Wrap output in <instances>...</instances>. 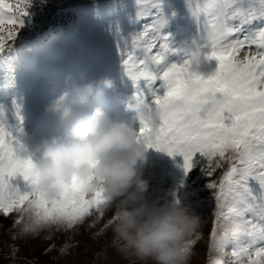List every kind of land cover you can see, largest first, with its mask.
<instances>
[{
  "label": "snow or ice",
  "instance_id": "6c2138e0",
  "mask_svg": "<svg viewBox=\"0 0 264 264\" xmlns=\"http://www.w3.org/2000/svg\"><path fill=\"white\" fill-rule=\"evenodd\" d=\"M137 3L142 29L118 41L117 47L134 94L162 110L156 142L148 147L182 156L185 175L192 170L196 154L206 160L202 172L215 203L206 253L213 250L216 235L223 233L227 264H264V26H259L264 10L253 7V0H221L217 11L208 13L200 0H186L197 24L191 48L203 61L193 65L184 58L186 48L162 32L167 19L160 0ZM29 6L30 0L15 4L0 0V52L24 27ZM216 27H223L227 38L210 44L205 33ZM173 56L179 62H173ZM209 95L224 97V103L212 107ZM146 129L151 130L145 125L141 135ZM26 152L20 134L0 122V217L17 213L12 226L20 227L21 236L53 229L71 232L87 224L89 229L101 225L93 237H103L114 219H105L110 205L104 194L73 192L47 202L35 191L31 162H18ZM217 171L219 178L212 179ZM175 202L180 204L179 199ZM26 212L32 216L29 221L24 219ZM201 239L194 237L193 249ZM71 246L65 243L61 253ZM17 252L10 247L12 258Z\"/></svg>",
  "mask_w": 264,
  "mask_h": 264
},
{
  "label": "rangeland",
  "instance_id": "374dc122",
  "mask_svg": "<svg viewBox=\"0 0 264 264\" xmlns=\"http://www.w3.org/2000/svg\"><path fill=\"white\" fill-rule=\"evenodd\" d=\"M78 1L83 8L76 29L63 31L37 50L25 46L0 52V122L18 132L29 150L43 138L61 135L67 126L46 110L53 99L65 90L73 96L86 94L85 85L105 77L115 81L118 95L105 90L99 100H92V104L102 106L115 120L130 118L121 101L133 94L135 88L124 71L117 43L142 29L144 21L137 18V0ZM160 7L167 19L162 32L175 45L191 48L197 24L186 0H160ZM253 7L264 10V0H253ZM259 26H264V21ZM171 59L179 62L178 57ZM183 163L182 156L172 157L149 149L147 164L141 171L150 181V199L159 203L179 199L181 205L201 218L203 236L194 248L191 264H203L215 203L207 188L208 179L202 172L206 160L196 154L193 168L187 175ZM220 174L217 171L212 179H218ZM17 215L13 213L7 219L0 217V264H125L108 247V230L99 239L93 237L101 225L89 229L85 224L71 232L53 229L21 236L20 227L12 226ZM111 215L109 212L105 219ZM13 235L18 238L13 240ZM49 235L51 240L46 238ZM65 243L72 246L62 254L60 249ZM50 245L55 247L46 251ZM10 247L18 249L14 258L10 256ZM226 251L230 254L231 247Z\"/></svg>",
  "mask_w": 264,
  "mask_h": 264
},
{
  "label": "clouds",
  "instance_id": "9594fccd",
  "mask_svg": "<svg viewBox=\"0 0 264 264\" xmlns=\"http://www.w3.org/2000/svg\"><path fill=\"white\" fill-rule=\"evenodd\" d=\"M220 3L200 0L208 13L217 11ZM227 35L223 27H216L204 38L210 44L219 43ZM184 58L193 65L203 64L193 48L185 50ZM105 90L118 95V86L110 77L85 85L86 94L73 96L68 90L59 94L46 110L67 125L63 133L39 140L18 162H31L35 191L49 203L73 192L88 196L102 192L114 217L108 227V247L125 264H191L192 241L203 236L201 218L175 201L150 199V181L141 171L153 149L149 142H156L162 110L147 97L133 93L121 101L130 118L115 120L102 106L92 104ZM207 99L212 107L224 103L219 95ZM145 125L151 130L141 135ZM24 219L29 221L32 216L26 212ZM225 241L223 233L216 235L203 264H227Z\"/></svg>",
  "mask_w": 264,
  "mask_h": 264
},
{
  "label": "built area",
  "instance_id": "2783aa9c",
  "mask_svg": "<svg viewBox=\"0 0 264 264\" xmlns=\"http://www.w3.org/2000/svg\"><path fill=\"white\" fill-rule=\"evenodd\" d=\"M15 4L17 0H6ZM82 4L78 0H30L24 27L19 29L9 50L31 46L37 50L67 29L80 23Z\"/></svg>",
  "mask_w": 264,
  "mask_h": 264
}]
</instances>
